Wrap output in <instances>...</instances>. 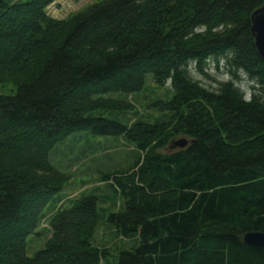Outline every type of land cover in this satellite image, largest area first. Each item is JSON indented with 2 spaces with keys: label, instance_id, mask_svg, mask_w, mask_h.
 I'll list each match as a JSON object with an SVG mask.
<instances>
[{
  "label": "trees",
  "instance_id": "trees-1",
  "mask_svg": "<svg viewBox=\"0 0 264 264\" xmlns=\"http://www.w3.org/2000/svg\"><path fill=\"white\" fill-rule=\"evenodd\" d=\"M53 1L0 0V84L15 86L0 94V264H264L239 240L264 231V60L250 29L264 0H97L63 19ZM222 58L216 88L190 76ZM148 75L170 92L151 103L160 119L96 114L132 110ZM76 132L132 145L98 177L118 208L89 192L56 210L69 177L50 156Z\"/></svg>",
  "mask_w": 264,
  "mask_h": 264
},
{
  "label": "rangeland",
  "instance_id": "rangeland-1",
  "mask_svg": "<svg viewBox=\"0 0 264 264\" xmlns=\"http://www.w3.org/2000/svg\"><path fill=\"white\" fill-rule=\"evenodd\" d=\"M95 1L97 0H55L48 4L45 10L50 16L56 19H63L84 9ZM188 69L190 76L208 89L216 88L218 81L229 78V72L223 58L219 59L218 68H216L214 61L209 59L204 72L206 74L196 70L193 64H190ZM146 80V88L139 93L128 96L133 103L132 110L122 111L117 116L101 110L97 111L96 114L104 115L111 119L114 118L127 124L132 123L136 119H145L150 122L160 119L163 112L151 106V103L156 99L169 98L170 92L165 86H158L152 81L149 82L151 80L149 75ZM239 85L247 93L244 80L240 81ZM14 91L15 86L13 84H0V94H11ZM117 95V93H114L106 96L115 97ZM67 138L62 144L57 145L58 147L56 146L57 148L50 156L51 161L61 170L66 171L69 177L58 194L61 200L58 201L56 210L59 207H67L71 200L80 197L82 193L89 192H94L99 196L102 206L112 209L118 208L120 199L113 194L111 195L110 189L105 182L100 181L98 177L99 173L106 172L108 167L122 168L129 164L132 159V145L121 138L92 136L90 133L85 132H76ZM180 138L178 137L175 140ZM86 146L87 149L83 150ZM52 212L51 208L50 211L44 214L39 226L36 228V232L28 237L26 247L28 256H32L37 250L41 249L49 237L50 227L48 220Z\"/></svg>",
  "mask_w": 264,
  "mask_h": 264
},
{
  "label": "water",
  "instance_id": "water-1",
  "mask_svg": "<svg viewBox=\"0 0 264 264\" xmlns=\"http://www.w3.org/2000/svg\"><path fill=\"white\" fill-rule=\"evenodd\" d=\"M251 20V33L254 38V45L258 54L264 60V3L253 10L250 15ZM179 146L185 144V140L181 139L177 141ZM239 240L242 244L264 248V231H247L239 236Z\"/></svg>",
  "mask_w": 264,
  "mask_h": 264
}]
</instances>
